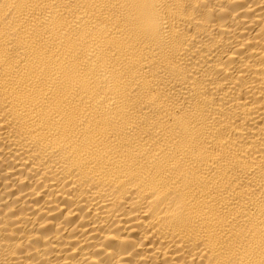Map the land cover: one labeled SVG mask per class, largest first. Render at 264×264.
Listing matches in <instances>:
<instances>
[{
  "label": "bare ground",
  "instance_id": "1",
  "mask_svg": "<svg viewBox=\"0 0 264 264\" xmlns=\"http://www.w3.org/2000/svg\"><path fill=\"white\" fill-rule=\"evenodd\" d=\"M0 264H264V0H0Z\"/></svg>",
  "mask_w": 264,
  "mask_h": 264
}]
</instances>
